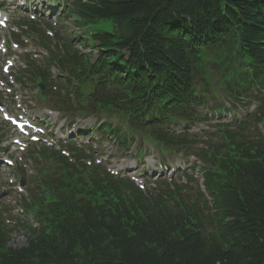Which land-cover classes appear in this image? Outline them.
<instances>
[{
	"label": "trees",
	"instance_id": "obj_1",
	"mask_svg": "<svg viewBox=\"0 0 264 264\" xmlns=\"http://www.w3.org/2000/svg\"><path fill=\"white\" fill-rule=\"evenodd\" d=\"M69 17L81 29L103 20L119 28L82 33L94 61L65 42L84 108L124 106L155 128L191 104L211 63L230 88L235 78H264V0H78ZM236 48L251 63L240 79L231 68ZM235 133L223 153L209 155L211 216L175 192H144L59 157L57 176L35 196L40 228L28 226L27 244L10 246L16 228L0 224V264H264V140Z\"/></svg>",
	"mask_w": 264,
	"mask_h": 264
},
{
	"label": "rangeland",
	"instance_id": "obj_2",
	"mask_svg": "<svg viewBox=\"0 0 264 264\" xmlns=\"http://www.w3.org/2000/svg\"><path fill=\"white\" fill-rule=\"evenodd\" d=\"M59 26L61 27L60 31H63L64 33H66L65 37H67V39L71 38L73 43H76V45L79 44V42H76L75 38H77L81 34L82 30L76 27L72 22L61 23ZM93 29L94 30H107V31H112V32L115 31L114 24L110 20H103V21H100L94 24ZM238 112L240 116H243L244 114H247L249 110L248 108L244 107L243 109L238 110ZM94 122L95 121L93 120L92 123ZM114 149L115 150L113 152L116 153L117 148H114ZM26 241H27L26 229H21V230H18L12 233L11 245L16 246V247H21L26 244Z\"/></svg>",
	"mask_w": 264,
	"mask_h": 264
}]
</instances>
